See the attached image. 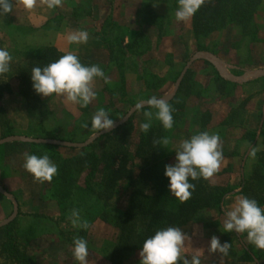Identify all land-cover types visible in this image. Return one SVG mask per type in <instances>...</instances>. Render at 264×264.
<instances>
[{"label": "rangeland", "instance_id": "obj_1", "mask_svg": "<svg viewBox=\"0 0 264 264\" xmlns=\"http://www.w3.org/2000/svg\"><path fill=\"white\" fill-rule=\"evenodd\" d=\"M10 1L12 5L17 3L15 0ZM87 1H82L83 14H86L87 8L91 6H85L89 4ZM41 3L46 4L45 0H40L34 3L32 9H27L21 2L22 9L12 8L10 13L0 17V48L7 49L12 56L9 74H13L16 66L24 64L34 51L47 46L49 40L54 39V44L57 45L54 47L60 48L61 53L65 54L69 49L83 65H98L103 70L107 82L101 78L94 79L93 88L97 96L86 108H81L56 94L43 97L31 90L28 97H24L19 92L21 87L17 79L5 77L11 92L5 93L0 99V139L4 138L1 137L3 132L11 130L14 136L83 142L96 134L91 128V117L99 108L109 111V118L115 124L122 120L135 104L147 101L153 95L157 98L169 95L186 62L196 52H206L219 57L228 72L235 76H241L247 70L264 69V1L246 31L243 32L238 25L225 23L221 28L197 38L192 30V18L179 22L175 19L178 0H107L103 5H97L95 16L82 14L84 18H79L81 23L82 20L85 21V27L92 33L87 43L79 45L68 44L67 33L60 34L55 28L50 31L52 19L45 23L46 27L41 26L46 13V7L37 6ZM20 10H26L27 14H20ZM151 10H154L156 16L153 14L151 23L142 25ZM55 21L56 27L59 28L64 20L60 21L59 18ZM140 30L145 37L139 40ZM120 44L126 45L125 49L123 48L125 53L122 52L124 55L112 50ZM214 69L217 71L207 60H196L188 68L191 73L190 81L182 91L177 90L175 94L180 105L177 110L179 115L177 114V119L173 117L172 132L169 130L166 133L165 138L172 144L167 151L168 156L161 160V164L164 168L165 164L175 163V151L172 148L183 140L204 131L215 134L219 137L222 152L220 168L212 177L204 179L207 186L215 191L229 190L244 184L248 176L242 178L240 172H251L261 157L259 154L264 150L263 138L261 134L257 135V129L259 125L261 130L264 128V118L262 120L258 115L262 103L258 92L263 89L264 83L256 81L225 95V92L218 89L217 81L213 77ZM147 71H156L159 76L166 74L167 80L160 83L161 86L157 89H150L143 80L147 77ZM217 73L220 76L218 71ZM148 111L153 113L152 126L156 125L157 129L159 120L155 119L156 110ZM144 112L135 111L129 117V132L116 131L118 126L108 132L109 136L97 143L98 151L117 152L115 162L123 157L131 179H123L118 183L114 198L106 211H101L100 203L90 201L93 210L86 228H74L70 222L69 217L75 205L69 203L62 208L50 200L54 189L52 180L41 182L23 167L25 153L38 156L47 154L57 166V161L66 158L69 150L59 148L56 151L45 144L33 148H20L15 145L0 147V181H3L21 202V208L14 219V232L19 248L30 258V262L18 264H77L72 256V242L75 236L82 237L88 243L87 264H101V259L96 257L98 255L107 259L108 249L117 234L110 223L111 218L127 207L133 190L146 195L154 193L152 182L140 175L144 161L136 154L140 125L146 122ZM247 150L251 153L243 165ZM151 157L158 160L160 155L156 153ZM107 172L106 168L101 167L93 180L94 188L99 192ZM236 201L227 198L223 203V211L221 206L218 210L215 207L206 208L205 211L199 210L203 212L196 215L195 219L191 218L187 225L180 228L181 231L190 234L195 227L205 235L215 232L223 243H229L230 238L231 246L235 248L233 233H224L222 229L224 213L231 210ZM6 202L8 201L0 198V207L5 206ZM73 204H76V201ZM78 210L83 218V208ZM9 212L1 211L0 208V221L4 219L3 216L9 215ZM243 236L247 237V234ZM243 244L249 248L251 255L248 254L251 258L253 256L264 264V255L257 256L258 251L264 253V250L256 248L247 239ZM208 247L207 242L204 248ZM137 252L139 251H135L125 264H139ZM215 256L213 254L210 258L203 255L201 264H216L218 261L213 260ZM243 256L244 253L241 258ZM184 257L191 264L192 257ZM233 259H240V256H233ZM0 264L12 262L0 257ZM177 264H182V261L178 260Z\"/></svg>", "mask_w": 264, "mask_h": 264}, {"label": "trees", "instance_id": "obj_2", "mask_svg": "<svg viewBox=\"0 0 264 264\" xmlns=\"http://www.w3.org/2000/svg\"><path fill=\"white\" fill-rule=\"evenodd\" d=\"M264 0H204V3L197 10L192 17V30L195 37H204L208 33L221 28L225 23L235 24L241 27L242 31L250 28L251 20ZM11 3V1L9 0ZM154 11H148V18L142 25H148L153 20ZM156 16V15H155ZM152 18V19H151ZM139 40L145 37L143 31L139 32ZM134 43V42H133ZM131 46V45H128ZM126 45L113 48L114 52L124 55ZM124 48V49H123ZM124 52V53H122ZM64 55L52 45L43 46L34 51L28 60L21 65L14 68L13 74H4L0 76V99L5 93H10L11 89L7 86L5 77L16 78L19 86V92L28 97L29 92L33 90L30 79V72L33 67H44L51 62L56 61L60 56ZM114 59V58H113ZM206 62V61H205ZM10 66V70H11ZM167 73V72H166ZM190 70L185 74L178 91H182L183 87L190 81ZM164 76V75H163ZM159 76L156 71H147V77L143 79L148 88L157 89L167 80V76ZM213 77L217 81L220 92L230 93L237 88L236 84L222 79L217 71L213 72ZM140 78V77H139ZM161 81V82H159ZM144 83V82H143ZM171 108L174 110L172 115L177 119V110L179 104L177 103V95L168 101ZM153 108L144 107L141 111H148ZM235 109L233 110V112ZM179 115V114H178ZM159 126H151L147 133L140 132L138 137V144L136 148L137 157L143 159L144 165L140 172L142 177L152 182L153 194H141L137 190H133L127 207L114 215L110 223L116 231L114 242L108 249L107 259L109 264H125L135 251H139L145 238L154 234L157 229L169 226L182 228L190 222L192 216L201 209L219 208L222 198L227 190H212L207 186L203 178L191 180L189 182L195 184V191L192 192L191 198L184 203H181L168 191V179L164 176V168L161 160H165L168 156V149L172 143L164 147L159 141L160 137L163 139L167 131L172 132L171 129H164L157 121ZM131 129V120L121 125L116 129L128 130ZM173 129V128H172ZM13 134V131L6 130L2 133V138ZM165 134V135H163ZM109 133L103 134L95 141L84 148L61 147L56 144L45 145L52 150L59 148L69 150L68 156L57 161V173L52 179L54 189L50 194V200L55 204L66 207L67 204L75 205V208H83L85 212L82 220L87 221L91 215L93 206L90 201L100 203L101 211H106L109 204L112 202L117 185L123 179L130 180V173L126 167V161L120 157L117 162L114 159L117 157V152L114 150H99L97 143L109 136ZM263 138L262 145L264 146V128L261 131ZM156 141V143H155ZM23 144V143H14ZM12 144V145H14ZM25 146L35 147L43 145L40 143H27ZM159 153L160 158L157 160L151 155ZM257 164L252 167L248 177L245 179L243 187L239 195L255 199L258 204L264 207V150L259 154ZM158 162H157V161ZM160 161V162H159ZM104 167L108 171L104 177L102 188L97 191L94 188L93 180L95 179L97 171ZM15 169V167H14ZM3 172V171H1ZM0 185L7 190V192L14 194V192L2 181ZM230 191V189H229ZM16 197V196H15ZM71 201H76L73 204ZM105 214V213H104ZM103 214V218L105 219ZM102 216V215H101ZM105 221H107L105 219ZM16 220L0 227V257L3 259H10L12 264L30 262V258L21 251L17 243V235L14 232V224ZM89 220L87 221V225ZM226 237V236H224ZM228 242V241H227ZM229 252L233 254L235 248L231 245L229 238ZM240 259L246 258L250 260L251 256L248 252H244V256ZM263 256L262 251H258L257 256ZM238 256V257H239Z\"/></svg>", "mask_w": 264, "mask_h": 264}, {"label": "clouds", "instance_id": "obj_3", "mask_svg": "<svg viewBox=\"0 0 264 264\" xmlns=\"http://www.w3.org/2000/svg\"><path fill=\"white\" fill-rule=\"evenodd\" d=\"M27 9H32L35 0H21ZM48 9L60 6L61 0H45ZM204 3V0H178L175 11V19L188 21ZM13 5L9 0H0V15L12 11ZM89 33L85 30L73 32L67 35L68 44H85L88 42ZM12 56L5 48H0V76L10 71ZM96 78L107 79L103 70L98 65H83L79 58L72 52H66L54 62L44 67H33L30 72L32 88L36 94L50 97L52 94L63 96L66 101L78 104L86 108L97 96L93 88ZM146 105L156 110L155 119L159 120L164 129H172L174 125L173 109L164 99L153 95L146 101ZM145 107V102L135 105L137 112ZM109 111L99 108L91 117V128L95 133L101 130H109L114 121L109 118ZM146 122L140 125V130L147 133L152 126L153 113L145 111ZM164 147L169 145V140L163 138L159 141ZM156 143V141H155ZM175 151V163L164 165V176L168 179L169 192L181 203L187 202L195 184L189 182L199 178L208 179L220 168L222 152L220 150L219 137L209 134L207 131L192 135L172 148ZM23 167L31 173L35 179L44 182L51 181L57 173V166L50 160L47 154H24ZM222 232L247 234V240L256 248L264 250V207L255 199L248 197L239 198L231 210L224 213ZM70 222L74 228H86L87 223L81 218L78 209H72ZM186 234L178 227H165L157 229L153 235L144 239L139 250V264H189V260L183 255V245ZM72 256L77 264H87L89 255L88 243L79 236L73 238ZM229 243L221 244L216 236L209 242L208 251L227 255ZM191 264H201L198 254L193 255Z\"/></svg>", "mask_w": 264, "mask_h": 264}, {"label": "crops", "instance_id": "obj_4", "mask_svg": "<svg viewBox=\"0 0 264 264\" xmlns=\"http://www.w3.org/2000/svg\"><path fill=\"white\" fill-rule=\"evenodd\" d=\"M15 1H17V3L13 4V8L22 9L21 8V6H22L21 5V0H15ZM37 1H40V0H35V2H37ZM82 1L83 0H61L60 6L55 8V9H48L45 3H41L40 5H37L38 7H43V6L46 7L45 8L46 13H45V16H43V19H42L43 23H42L41 26H45L46 27L47 25H45V23L46 24L49 23V20L52 19L53 20V24H51L49 26L50 27V29H49L50 31H53L54 28H55V29H57V31L60 34H66V33L67 34H71L73 32L85 30V31H87L89 33V37H91L92 33L89 32V30L85 27V21L82 20V23H81V20H79V18H81L83 15L95 16L97 14V12H96L97 5H103L104 3H106L107 0H90V1L84 0V1L89 2V4L85 5L86 7L91 5L89 8H87V11L85 12L86 14H83L84 12L82 11L84 9V8H82V6L84 5V4H82ZM92 2H95L96 4L94 5V4H92ZM89 10H90V12H89ZM25 11L26 10H24V11L20 10V12H21L20 14H22V15L23 14H27ZM4 15H0V17H3ZM59 18H60V21H62V20H64V21H62L60 27L57 28L56 27L57 26V22L55 20H57ZM82 18H84V17H82ZM52 20H50V21H52ZM58 25H59V23H58ZM66 26H67V29H66ZM43 29H44V27H43ZM49 41L50 42L47 43L48 45L51 44L52 46H56L57 47V45L54 44V39L53 40H49ZM71 45H74V44H71ZM59 49L60 48H58V50ZM62 49H63V47H62ZM66 51L70 52L69 49L66 50ZM256 81H259V82L261 81V82L264 83V77H259L257 79H254V80L242 83V84H237V83H233V82H230V81L229 82L232 83V84H236L237 85L236 89H238L239 87L254 83ZM258 97L262 99V103L260 105V108H259V111H258L259 112L258 115H260L262 117V120H263V118H264V87H263V89L259 90ZM260 126L261 125L258 126L257 135L261 134L262 130H261ZM250 127L256 128L257 126H255V127L254 126H250ZM12 136H14V135H12ZM31 138H33V137H31ZM258 138L259 137L257 136L256 139H258ZM14 143H23V144H21V145L17 144L16 145ZM27 143L30 144L32 142L11 141V142H6V143H3V144H0V147H2L4 145H5L4 147L14 146L15 145V146H19L20 148H22V147L24 148V147H26L24 144H27ZM12 144H14V145H12ZM40 144H42V143H40ZM250 153L251 152H249L247 150V154L244 155V158H243V161H242L243 165L246 162V160H247L246 158H247V156ZM235 159H236V157H235ZM249 174H250V172H248V171L244 172L242 170L240 172V175L242 176V178H245V176H248ZM242 187H243V184H240L238 186H234V187H232L230 189V191L228 190L225 193V197L223 196L221 204H220L222 211H223V203H225L227 198L230 197V199L235 200V201H236V199L241 198V195H239V194L241 192ZM11 195L15 198V200L17 202L18 209H20L21 208V202L19 201L18 198H17L18 199L17 200L16 197L13 194H11ZM0 198H3L6 201H8V202H6L5 206L0 207L1 211H5L6 210L7 213L10 211L9 213L11 214L12 213L11 211H13V209H14L13 202L10 199H8L7 197H5L3 194H1V193H0ZM10 203H12L13 208H12V205ZM218 209L219 208H216V210H218ZM202 210L205 211V209H202ZM203 211L197 212L194 215V217H192V220L195 219L196 215H199ZM10 214L9 215L7 214L5 217L3 216V218L6 219L8 216H10ZM4 219H2V220H4ZM193 224H194V222H193ZM232 233H233V238H234V241H235L234 245L237 246V247L235 246V251L236 252H234V254H233L231 251L229 252V250H228L227 255H225V254L220 253L219 251H217V254H215V252H209L208 248H204L205 245H207V242H208V245H209V242H210V240H211V238L213 236H216L219 239V241L222 242L221 244H223V240L221 241V238L215 232L205 235L204 233L201 232V230L196 229L194 227L193 230H191L190 234H186L185 233L186 234V239H185V242H184V245H183L184 249H183L182 255L183 256L189 255V256L192 257L193 255L198 254L200 256V258L202 259L203 255H207L208 257L212 258V255L214 254V256L217 255V257L216 256L213 257L214 261H216V260L218 261V262H216V264H218V263L219 264H262L261 260L255 259L253 256H252V258L250 260H243V259L235 260V259H233V256H237L238 257V255L243 254L244 252H248L250 255H251V253L249 251V248H246V246H244V244H243V243H245L247 237H244L243 235L238 234L236 232H232ZM220 236H221V234H220ZM197 242H198V246L199 247L196 248ZM96 257H98V259H101V264H109V261H108V259H106L105 256L101 257L100 255H98ZM136 257L140 258L139 257V252L136 253ZM91 259H92V257H91ZM93 264H95V263H93Z\"/></svg>", "mask_w": 264, "mask_h": 264}, {"label": "water", "instance_id": "obj_5", "mask_svg": "<svg viewBox=\"0 0 264 264\" xmlns=\"http://www.w3.org/2000/svg\"><path fill=\"white\" fill-rule=\"evenodd\" d=\"M196 60H207V61H209L216 68V70L220 73V76L223 79L228 80V81L233 82V83L242 84V83L257 79L259 77H264V69H255V70H250V71L247 70V71H245V73L243 75L235 76V75L231 74L230 72H228V69H227L225 63L219 57H217L213 54H210V53H206V52H196L195 54H193L189 58V60L186 62L185 66L181 70L178 78L175 81V84L173 86L171 93L169 95H165V96L161 97V99H164L165 101L168 102L175 96V94L179 88L180 82L183 79L185 73L187 72L190 65ZM143 102H145V107H147L146 101H143ZM135 105L130 108V110L127 112V114L125 115V117L122 120L113 124V127L111 129L101 130L100 132L93 134L90 138H88L87 140H85L83 142L61 141V140H54V139H48V138L7 136V137H4L3 139H0V144L6 143V142H11V141H23V142H32V143H42V144L48 143V144L64 145V146L73 147V148H84V147L88 146L89 144H91L93 141H95L101 135L106 134L109 131H111V130L115 129L116 127L125 123L129 119V117L136 111ZM0 193L3 194L8 199H10L14 204V209H13L12 213L10 214V216H8L6 219L0 221V227H2L4 225L10 223L12 220H14L16 218V216L18 214V206H17V202H16L15 198L9 192H7V190H5L1 185H0Z\"/></svg>", "mask_w": 264, "mask_h": 264}]
</instances>
